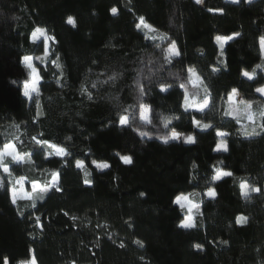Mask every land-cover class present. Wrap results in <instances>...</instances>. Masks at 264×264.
I'll return each instance as SVG.
<instances>
[{"label": "trees", "instance_id": "1", "mask_svg": "<svg viewBox=\"0 0 264 264\" xmlns=\"http://www.w3.org/2000/svg\"><path fill=\"white\" fill-rule=\"evenodd\" d=\"M113 6L120 9L117 16L109 11ZM209 8L224 12H209ZM123 11L129 15H122ZM69 16L76 21L75 27L67 23ZM139 16L159 32L146 38L135 28ZM36 26L56 37L50 60L60 56L63 79L58 82L60 70L50 62L35 61L43 76L39 97L43 116L34 121V103L22 96L20 84L13 81L22 82L27 75L20 57L42 54L41 41L33 44L29 39ZM234 32L240 36L225 46L220 57L215 36ZM164 34L169 40L159 38ZM261 36L264 0L239 4L204 0L203 5L194 0H0V146L14 140L22 152H31V136L43 132L44 138L73 154L69 160L85 159L87 179L92 180L91 186L85 185L84 170L74 163L61 169L55 162L59 158L41 163L36 157L39 169L13 164L14 174L42 183L50 180L52 171L61 170L63 192L35 200L33 208L31 201L13 205L0 190V264L4 257L10 264H19L30 258V250L38 264H264V194L250 192L246 199L239 188L247 181L264 189V131L260 128L264 97L254 91L264 84V70L256 67L264 65ZM172 40L181 57L168 63L164 56ZM220 59L229 67L214 75L212 68L219 66ZM189 66L215 85L214 115L185 113L181 107L185 89L180 84L189 94L197 92L188 82ZM242 68L254 70L255 79L240 76ZM114 75L116 79L109 80ZM137 82L145 87L143 97ZM161 83L173 86L161 92ZM82 87L87 90L84 94ZM232 87L253 104L256 124L248 131L255 127L257 135L240 133L247 122L243 113L239 123L223 115L228 109L226 92ZM198 96H203L202 90ZM140 103L152 107L151 124L139 120ZM118 114L130 116V127L119 125ZM168 116L173 119L165 128ZM191 116L214 127L202 132L191 125ZM173 127L184 136H195L197 142L163 143ZM216 128L232 133L226 138L228 152L214 151ZM16 136L20 139L15 140ZM121 156H131L133 163L125 165ZM93 159L107 162L110 168L96 169ZM214 168L234 175L213 182ZM208 187L216 188L215 200L203 195ZM181 192L200 193L193 196L195 202H203V215L195 217L198 230L178 227L186 210L173 200ZM37 216L43 227L35 223ZM237 216L246 217L247 222L237 224ZM197 243L203 250L194 247Z\"/></svg>", "mask_w": 264, "mask_h": 264}, {"label": "snow or ice", "instance_id": "2", "mask_svg": "<svg viewBox=\"0 0 264 264\" xmlns=\"http://www.w3.org/2000/svg\"><path fill=\"white\" fill-rule=\"evenodd\" d=\"M195 4L203 5L204 0H194ZM229 2L234 4L241 3V0H229ZM248 3H251L252 0H247ZM110 13L113 16H117L120 13V9L116 6H113L109 9ZM209 12L220 13L223 14L224 9H208ZM67 23L72 25L73 27L76 26V21L73 17L69 16L67 18ZM135 28L137 30L143 31L145 33V37H148V33H157L159 29L155 28L152 24L148 23L144 16H139L137 18V22L135 23ZM240 36L239 32H234L231 35H216L215 42L219 48V56L224 57L225 55V46L230 42L235 40L237 37ZM151 39H156V36L150 37ZM161 40H169V37L164 34L159 37ZM29 39L36 43L37 40L41 41V52L42 54L39 56L33 55H23L19 59V63H21L24 68L27 70L26 78L23 81H13L14 84L19 83L20 88L18 91L21 92L22 96L25 97L29 102L34 103L35 108L37 110L35 120L40 119L43 116V112L41 111V103L39 97L41 96V81L43 76L41 74L42 70L38 68L35 64V61L39 60L41 63H51V65L60 70L61 75L58 77L59 80L63 79V65L60 63V56L57 54L53 59L50 60L52 57L51 51V42L56 41V37L54 35H50L48 30L41 26H36L30 32ZM260 44V54L264 57V36L259 38ZM174 57H181V51L178 49L177 44L174 40L170 41L168 47L166 48V55L164 56L165 61L168 63L173 62ZM219 66H214L212 68V74H222L223 69H227L229 67L227 61L220 59L218 60ZM257 68H261L264 70V65H257ZM187 72L189 73L188 82L192 85L194 89H197L196 93L189 94L184 84H180L179 87L184 88L183 94V102L181 107L184 109L185 113H188L190 110H194L197 113L205 114V116H211L215 113V105H214V98L212 95L213 89L215 85L213 83H207L205 79L196 72L195 68L189 66L187 68ZM118 75V74H117ZM239 75L246 78L249 81L255 79V71H249L247 68H242L239 72ZM116 76L109 77V80H115ZM107 83V81H105ZM96 85L93 84V87ZM171 83H161L159 84V89L161 92H168L170 88H172ZM138 91L143 97L146 94V90L143 84L137 82ZM203 91V96L199 97V91ZM87 90L83 87L81 88L82 94H84ZM254 91L258 93L261 97H264V84L257 86L254 88ZM241 90L237 87H232L230 91L226 92L227 95V104L228 109L223 113L224 116L232 117L237 123L240 122V115L243 113L244 117L247 119L249 124L255 125V113L252 111L253 104L243 99H239ZM88 99L92 100V94L87 93ZM139 109V120L146 124H151L153 121V109L150 105L146 103H140L138 105ZM127 111V109H125ZM262 120H264V110L260 113ZM181 117L177 116L175 119L179 120ZM33 121V122H34ZM27 123V122H26ZM118 123L121 127L127 128L130 127V116L129 115H120L118 114ZM190 123L195 128L200 129L202 132L208 131L212 129L214 125L211 122H204V120L197 118L196 116H191ZM171 121H165L164 127L169 128ZM14 127L19 129V124H14ZM260 128L264 131V122L260 124ZM135 131V129H133ZM242 135H257L258 133L255 131V127H253L252 131L249 132L247 126H242L239 129ZM140 136H148L147 132H140ZM232 135V133L223 130L222 128L215 129V136L218 138L216 142V146L214 151L217 152H228L229 151V144L227 141V137ZM45 134L43 132L38 133V135H32L31 141L34 145V150L31 152H22L18 147L17 144L13 141L6 140L2 146H0V170L6 174V177H13L14 168L12 167L13 164L20 165V164H28L31 166H35L37 169L40 168V164H37L36 157H39L41 163L53 162V158H59L55 162L61 164V169L65 166H74L77 169L84 170L85 179L83 183L85 185L91 186L92 180L87 179L90 173L86 170L87 165L85 163V159H77L73 158V160H69L68 157L72 156L73 154L66 149V147L61 146L60 144L53 143L50 140L44 138ZM159 138V137H158ZM20 137L16 136L15 140H19ZM72 137H65L66 141H70ZM181 139L184 140L185 143L194 144L197 142L196 137L193 135L184 136L181 132L177 131L174 127L171 129L169 135H165L162 138V142L167 144L172 141H180ZM119 155V153H117ZM120 159L125 165H131L133 163L131 156H121ZM222 163V162H221ZM91 164L95 166L96 169H108L110 168V164L107 162H98L97 160L93 159ZM192 167L195 169L196 164L193 163ZM234 174L231 171L226 170L225 168H214V173L211 175V181L213 182H220L226 177H232ZM50 180L45 183H41L39 180L33 179L31 181V188L30 190H26L25 184L27 181V177L25 176H18L13 177V180L9 183L6 182L4 179H0V190L5 191L7 195L10 197V201L13 205H16L19 201H31V207L35 208V200H44L45 195L50 194L51 192L55 191L58 193L63 192L62 186V171L61 170H54L50 173ZM17 185L19 187H17ZM239 188L241 190V194L247 199L249 198L250 192H256L264 194V189L260 187H254L249 184L247 181H242L239 184ZM141 196L144 193L140 194ZM200 195L197 192L191 193H179L175 196L173 203L178 205L181 210H186L184 218L180 221L178 227L185 229V230H198L199 223L195 219L196 215H203L201 212V202H194L191 197ZM205 197H207L210 201L215 200L217 198V191L215 187H208L207 190L203 193ZM23 215V213H20ZM68 215L67 212L64 213ZM75 219V217L73 218ZM237 224H242L247 222V218L244 216H237L236 221ZM35 223L38 226L43 227L40 221V217H36ZM135 243L143 247V242L136 240ZM223 243H227L224 241ZM125 245L122 243L120 247H124ZM194 247L197 250H203V246L199 243L195 244ZM32 252L29 259L20 261L19 264H38L37 257L34 253V250H30ZM3 264H10L9 258H3Z\"/></svg>", "mask_w": 264, "mask_h": 264}, {"label": "rangeland", "instance_id": "3", "mask_svg": "<svg viewBox=\"0 0 264 264\" xmlns=\"http://www.w3.org/2000/svg\"><path fill=\"white\" fill-rule=\"evenodd\" d=\"M121 14L124 15V16H128V15H129V13H127V12H125V11H123ZM50 46H51V51H52V50H53V44L50 45ZM239 99H243V100H245L244 96H243L241 93H240ZM171 119H173V117L168 116L167 121H171ZM6 122H9V123L11 122V119H10L9 116L6 117ZM242 125H243V126H247V128H249L251 124H249V122L247 121L246 123H243ZM12 141L15 142L14 140H12ZM14 165H15V164H14ZM18 176H25V177H27L26 175H17V174H14V173H13V177H17V178H18ZM13 177H6V174L3 173L2 170H0V179H4L5 181L7 180V182L10 183V182L13 180ZM27 178H28V177H27ZM31 181H32V180H30L29 178L27 179L26 184H25L26 190H30V188H31ZM40 182H41V181H40ZM41 183H42V182H41ZM42 184H43V183H42ZM17 187H19V186L17 185ZM191 199L195 202V200H194L193 197H191Z\"/></svg>", "mask_w": 264, "mask_h": 264}]
</instances>
